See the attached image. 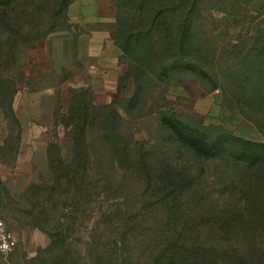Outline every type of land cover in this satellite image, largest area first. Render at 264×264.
I'll use <instances>...</instances> for the list:
<instances>
[{"label":"rangeland","instance_id":"rangeland-1","mask_svg":"<svg viewBox=\"0 0 264 264\" xmlns=\"http://www.w3.org/2000/svg\"><path fill=\"white\" fill-rule=\"evenodd\" d=\"M196 17L203 69L157 64V75L139 85L114 41L127 19L119 0H0V209L18 240L13 252L0 251V264H65L55 255L58 249L50 248L52 232L60 230L68 234L60 251L64 259L92 264L91 238L104 225L92 230L96 217L87 216V203L75 219L61 210L58 196L75 192V183L57 179L51 167L52 160L69 163L74 156L69 118L82 97L116 109L131 157L146 154L184 164L197 177L206 205L243 201L241 169L226 159L202 157L189 135L218 138L232 132L246 139L237 140L242 149L252 145L264 153L262 132L219 83L238 71L243 50L264 41V0H205ZM101 134H93L87 153L93 171L104 163L110 167L112 158ZM85 177L80 184L89 195ZM94 198L91 206L109 204L99 201L102 195ZM124 200L119 195L117 202Z\"/></svg>","mask_w":264,"mask_h":264},{"label":"trees","instance_id":"trees-1","mask_svg":"<svg viewBox=\"0 0 264 264\" xmlns=\"http://www.w3.org/2000/svg\"><path fill=\"white\" fill-rule=\"evenodd\" d=\"M119 1L127 19L118 25L114 41L122 57L130 61L129 75L135 84L157 75V64L203 69V47L196 44L194 29L205 0ZM241 55L238 71L219 83L264 136V41ZM118 117L109 103L96 106L82 97L69 118L74 156L69 163L61 158L51 163L57 179L63 176L76 184L75 192L58 196L61 210L75 219L82 202L87 203V216L96 217L92 230L97 232L100 223L104 225L91 238L92 264H264V247L259 242L264 230V153L251 143L242 149L237 140L245 143L246 139L232 132H221L218 138L207 133L189 135L202 157L226 159L243 172L238 174L240 204L206 205L202 189L196 187L197 177L184 164L146 154L131 157V141L119 132ZM98 131L110 145L112 158L110 167L104 163L93 171L94 160L87 153ZM230 143L242 150L228 149ZM85 175L88 182L83 187L89 195L80 184ZM116 191L126 200L117 202ZM100 195L99 201H107V207L91 206L90 200ZM52 237L50 248H57L55 255L70 264L60 253L66 230L53 231Z\"/></svg>","mask_w":264,"mask_h":264},{"label":"built area","instance_id":"built-area-1","mask_svg":"<svg viewBox=\"0 0 264 264\" xmlns=\"http://www.w3.org/2000/svg\"><path fill=\"white\" fill-rule=\"evenodd\" d=\"M18 240L6 226L2 211L0 209V251L9 254L17 247Z\"/></svg>","mask_w":264,"mask_h":264}]
</instances>
